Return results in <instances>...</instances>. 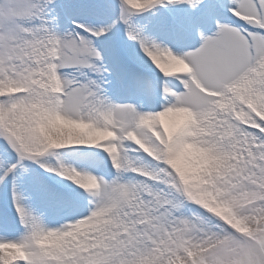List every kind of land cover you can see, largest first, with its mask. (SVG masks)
<instances>
[{"label": "snow or ice", "instance_id": "obj_1", "mask_svg": "<svg viewBox=\"0 0 264 264\" xmlns=\"http://www.w3.org/2000/svg\"><path fill=\"white\" fill-rule=\"evenodd\" d=\"M0 264H264V0H0Z\"/></svg>", "mask_w": 264, "mask_h": 264}]
</instances>
